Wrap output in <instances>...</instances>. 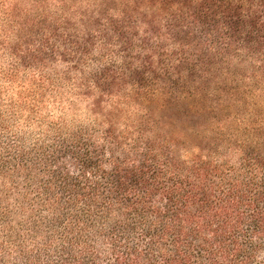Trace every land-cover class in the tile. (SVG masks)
Here are the masks:
<instances>
[{"label": "trees", "instance_id": "trees-1", "mask_svg": "<svg viewBox=\"0 0 264 264\" xmlns=\"http://www.w3.org/2000/svg\"><path fill=\"white\" fill-rule=\"evenodd\" d=\"M0 264H264V0H0Z\"/></svg>", "mask_w": 264, "mask_h": 264}, {"label": "rangeland", "instance_id": "rangeland-1", "mask_svg": "<svg viewBox=\"0 0 264 264\" xmlns=\"http://www.w3.org/2000/svg\"><path fill=\"white\" fill-rule=\"evenodd\" d=\"M77 109L79 110V115H77L78 119L84 120L87 116L85 115L87 113L85 109V104L84 103H77Z\"/></svg>", "mask_w": 264, "mask_h": 264}]
</instances>
